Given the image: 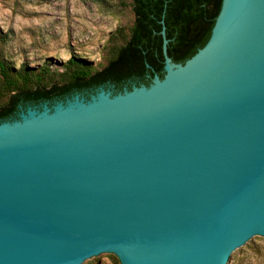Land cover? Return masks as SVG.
Returning a JSON list of instances; mask_svg holds the SVG:
<instances>
[{
	"label": "water",
	"instance_id": "obj_1",
	"mask_svg": "<svg viewBox=\"0 0 264 264\" xmlns=\"http://www.w3.org/2000/svg\"><path fill=\"white\" fill-rule=\"evenodd\" d=\"M165 74L0 122V264H234L264 238V0H222Z\"/></svg>",
	"mask_w": 264,
	"mask_h": 264
},
{
	"label": "trees",
	"instance_id": "obj_2",
	"mask_svg": "<svg viewBox=\"0 0 264 264\" xmlns=\"http://www.w3.org/2000/svg\"><path fill=\"white\" fill-rule=\"evenodd\" d=\"M221 6L222 0H131L133 21L112 35L101 65L71 56L62 70L17 68L0 50V122L17 118L30 105L65 101L77 92L89 97L100 87L117 93L150 84L155 74H165L164 27L168 54L184 63L209 40Z\"/></svg>",
	"mask_w": 264,
	"mask_h": 264
},
{
	"label": "rangeland",
	"instance_id": "obj_3",
	"mask_svg": "<svg viewBox=\"0 0 264 264\" xmlns=\"http://www.w3.org/2000/svg\"><path fill=\"white\" fill-rule=\"evenodd\" d=\"M133 18L131 0H0V50L17 68L62 70L71 56L101 65L112 35ZM234 264H264V238Z\"/></svg>",
	"mask_w": 264,
	"mask_h": 264
},
{
	"label": "flooded vegetation",
	"instance_id": "obj_4",
	"mask_svg": "<svg viewBox=\"0 0 264 264\" xmlns=\"http://www.w3.org/2000/svg\"><path fill=\"white\" fill-rule=\"evenodd\" d=\"M100 88H101V87H100ZM125 88H127V86H125L124 89H125ZM98 89H99V88H98ZM98 89H96V91H94V92H91L90 94H93V93L97 92ZM107 89H111V88H107ZM111 90H112V89H111ZM77 93H79V92H77ZM77 93H74V94H73L72 96H70V97H73V96H74L75 94H77ZM80 94H81V93H80ZM70 97H68V98H70Z\"/></svg>",
	"mask_w": 264,
	"mask_h": 264
}]
</instances>
